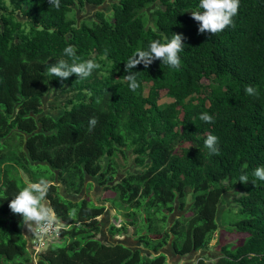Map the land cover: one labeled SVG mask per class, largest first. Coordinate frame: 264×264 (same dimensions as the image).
Wrapping results in <instances>:
<instances>
[{
  "label": "trees",
  "instance_id": "16d2710c",
  "mask_svg": "<svg viewBox=\"0 0 264 264\" xmlns=\"http://www.w3.org/2000/svg\"><path fill=\"white\" fill-rule=\"evenodd\" d=\"M105 1L60 0L56 10L48 0H0V264H34L21 217L8 202L42 177L51 184L48 206L64 228L36 264H168L164 253L152 254L168 243L178 255L207 249L225 181L241 192L235 198L241 218L221 231L244 236L235 244L220 238L222 255L214 262L200 256L196 264H264V181L253 176L264 167V0H239L234 26L215 35L197 31L189 10H199V0H116L109 15L99 8L94 19L79 23L68 16L77 3L100 7ZM151 5L148 24L143 14ZM174 33L184 37L180 67L159 60L147 69L137 65L129 71L139 87L131 91L127 59ZM69 45L77 63L92 59L100 67L83 80L49 77L50 65L72 62L63 52ZM101 65H109L115 79L99 75ZM49 83L59 87L47 103L61 108L57 116L43 106ZM248 85L259 95L246 94ZM163 89L173 101L160 106ZM60 93L71 94L61 107ZM202 113L214 122L200 120ZM91 117L98 123L90 130ZM208 134L218 137V154L205 147ZM127 146L139 170L114 180L115 154ZM241 175L250 181L240 183ZM90 177L113 196L102 203L88 194L71 198L90 186ZM186 187L193 198L169 223ZM104 201L124 208L120 225L108 228L111 236L132 226L150 253L104 242L98 220Z\"/></svg>",
  "mask_w": 264,
  "mask_h": 264
},
{
  "label": "clouds",
  "instance_id": "9594fccd",
  "mask_svg": "<svg viewBox=\"0 0 264 264\" xmlns=\"http://www.w3.org/2000/svg\"><path fill=\"white\" fill-rule=\"evenodd\" d=\"M48 4L56 10L60 8V0H48ZM198 9L196 11L189 10L192 19L198 22V33L215 35L222 32L228 26H234L233 17L238 13L239 0H199ZM183 40L184 37L182 34L174 33L171 39L166 37L163 43L160 40H153L146 50L140 49L135 51L125 62V70L128 73L125 75V80L128 82L129 89L136 91L139 87L135 76L136 72L129 71L137 65L142 64L147 69L154 60H159L171 68H179L181 64L179 53L185 46ZM63 52L66 56L72 58V62L69 63L66 60H60L58 63L50 65L47 71L49 77H55L63 81L67 80L70 75L75 74L77 78L83 80L89 77L95 69L100 67L92 59L77 63L75 58L76 52L71 45L65 47ZM105 56H107V51L105 52ZM245 92L250 96L259 95L258 90L251 85L245 87ZM200 120L206 123L214 122L213 117L207 113H202ZM97 123V118L91 117L89 119V129L94 128ZM217 144L218 137L212 134H208L204 140V145L210 154H218L219 149ZM253 176L256 179L264 181V167L255 168ZM238 181L244 184L250 180L247 175H241ZM251 183H254V181H251ZM50 187V182L42 177L36 182L28 183L8 202V207L11 212L21 217L19 222L20 226L26 228L33 237L34 235L39 236L47 232L58 221L54 215V211L45 202ZM81 197L83 196L80 195L79 198ZM114 221L117 220L115 219ZM113 223L116 225V222ZM62 228H64L63 224ZM33 237L30 242L31 251Z\"/></svg>",
  "mask_w": 264,
  "mask_h": 264
},
{
  "label": "rangeland",
  "instance_id": "374dc122",
  "mask_svg": "<svg viewBox=\"0 0 264 264\" xmlns=\"http://www.w3.org/2000/svg\"><path fill=\"white\" fill-rule=\"evenodd\" d=\"M7 1V0H6ZM116 1V0H106L104 2V4L102 6H100L99 8L101 10H103L107 15L111 14L112 12V3ZM155 5H151L149 7H147L145 9V13L143 14L144 20L145 22H147L148 24H151L150 20H147L146 18L149 19V17L151 18V10L154 8ZM95 13H96V8H92L89 5H81L79 3L75 4L72 7V11L69 12V18H74L76 19V21L79 23L81 21H90L91 19L95 18ZM22 19H25V17H21ZM101 67L103 68L101 71L98 72L99 75H104L106 76L108 79L113 80L115 79V76H113L111 73H109L107 70L109 68V65H101ZM203 83L204 85L208 83V80L203 79ZM148 89H149V83L145 82L143 85V94H147L148 93ZM59 93V87L58 86H54L52 84L49 83L48 85V92L47 94L43 97V106H44V110L46 113H52L55 116L59 115L61 108L57 107L55 109H48L47 108V103L50 99L54 98L57 94ZM205 93H208V89L205 90ZM203 93H200L198 96H201ZM70 93H60L59 94V100H60V107L63 105L64 101L66 100L67 96H70ZM173 101V98L168 96L167 91L165 89L160 91V95H159V99H158V103L160 104V106L165 105L166 103H169ZM121 130H124L123 127H121ZM125 132V131H124ZM23 147V144L22 146ZM124 154H121L119 152H117L115 154V161L117 163L118 166V171L115 175L114 180H120L124 177V175L128 174L130 171L134 172V171H138L139 168L137 167L135 161H134V153L132 152V147L131 146H127L123 149ZM88 182H90V186H84V190L81 192L80 195L85 196V194H88L90 197H92V199L94 201H97L98 198V203H102L103 199H106V197L109 196H113V192H103V185L99 184L95 179L93 178H88L87 179ZM62 183H60V191L63 192L64 188L61 185ZM223 186V191H222V200L218 205V217H217V221H218V229L215 232L214 238L209 242V245L207 247V249H200L197 251H191L189 253L186 254H182V255H178V254H168V259L167 262L168 264H196L197 259L200 256H205L208 255L207 260L214 262L218 256H221V252L218 251L217 249V241L221 240L220 238H222V240L225 241V243L229 244H235L236 242H240V240H242L244 235H237L233 233H230L228 231H221L227 227H234V224L237 220H239L241 218V215L238 213L237 210V205L235 202V198H237L241 192H238L236 188H233L231 186H229L227 184V182H223L222 184ZM185 194L184 196H178L176 201H175V213L173 214V218L174 216H181L185 210L187 209L186 206L188 203L191 202V199L193 198V191L190 187H186L185 189ZM77 195V194H76ZM78 195V196H80ZM73 199H77L78 197H76L75 195H72ZM181 203L183 204V208H180ZM106 208L103 212V214H101L98 217V220L100 222V226L102 227V232L104 236L107 235V227L105 224H107V226L112 223V222H116V225L119 226V221L123 219V206H118V205H114L111 202H105L103 203ZM120 207V208H119ZM185 209V210H183ZM55 215V214H54ZM115 216L118 217L117 221L115 220ZM171 218V219H173ZM114 219V220H113ZM170 217L168 218L169 223L171 222ZM105 223V224H104ZM166 225V229H167V224ZM100 230V227H99ZM169 230V227L168 229ZM99 236V235H98ZM103 236V237H104ZM123 236H127L129 238H135V234H134V228L132 226L127 227V232L124 235H117V237L122 238ZM59 239V238H58ZM173 250V249H172ZM38 259V255L33 257V263L36 264Z\"/></svg>",
  "mask_w": 264,
  "mask_h": 264
},
{
  "label": "water",
  "instance_id": "95a60500",
  "mask_svg": "<svg viewBox=\"0 0 264 264\" xmlns=\"http://www.w3.org/2000/svg\"><path fill=\"white\" fill-rule=\"evenodd\" d=\"M89 6H91L92 8L99 9V7H96V6H93V5H89ZM63 192H64V190H63ZM70 197L73 198L72 195ZM76 197L79 198V196H76ZM171 218H173V215L171 216ZM102 234H103V232H101V238L106 243H110V244H124L126 246L132 247L133 249L139 248V249L143 250L144 252H146L147 254L150 253L149 251L141 248L139 241L136 240V239H132V238H129L127 236H123L122 238H119L117 236H111L110 234H107L106 236H104ZM170 241H171V238H170ZM159 253L175 254L174 251L172 250V247H171L170 243L167 244L165 249L161 248L159 251L153 252L152 254L157 255Z\"/></svg>",
  "mask_w": 264,
  "mask_h": 264
},
{
  "label": "built area",
  "instance_id": "2783aa9c",
  "mask_svg": "<svg viewBox=\"0 0 264 264\" xmlns=\"http://www.w3.org/2000/svg\"><path fill=\"white\" fill-rule=\"evenodd\" d=\"M61 228H62V224L59 221H57L55 225L52 228H50L47 232L42 233L39 236L34 235L32 241L33 256H36L39 251L45 249L50 242L58 239L60 237Z\"/></svg>",
  "mask_w": 264,
  "mask_h": 264
},
{
  "label": "crops",
  "instance_id": "0c3cea01",
  "mask_svg": "<svg viewBox=\"0 0 264 264\" xmlns=\"http://www.w3.org/2000/svg\"><path fill=\"white\" fill-rule=\"evenodd\" d=\"M46 203H47V205L49 204L47 201H46ZM50 208V207H49ZM51 210H52V208H50ZM114 220V219H113ZM105 224V223H104ZM111 224V223H110ZM110 224L107 226V224H105L106 225V229L108 230V228H109V226H110ZM99 225H100V222H99ZM102 227L103 226H101V228H100V230H101V232H102ZM24 234H25V236H26V239H27V243H28V246H30V242H31V239H32V237H33V235H31L28 231H27V229L26 228H24ZM107 234H110L108 231H107ZM111 235V234H110ZM133 239H135V238H133ZM166 247H164V249H165ZM166 256H167V259H168V253H166L165 254ZM171 255H173V254H171ZM174 256V255H173Z\"/></svg>",
  "mask_w": 264,
  "mask_h": 264
},
{
  "label": "flooded vegetation",
  "instance_id": "af4514ba",
  "mask_svg": "<svg viewBox=\"0 0 264 264\" xmlns=\"http://www.w3.org/2000/svg\"><path fill=\"white\" fill-rule=\"evenodd\" d=\"M189 204H190V203L187 204L186 208H188ZM175 210H176V207L174 206V210H173V212L169 215L170 218H171V216L175 213ZM184 210H185V209H184ZM175 218H177V217L174 216V218L171 219V222H173V221L175 220ZM171 222H170V223H171ZM167 229H168V228H167ZM171 237H172V235H171ZM166 246H167V245H166ZM166 246H164V247H166ZM173 255H174V254H173Z\"/></svg>",
  "mask_w": 264,
  "mask_h": 264
}]
</instances>
